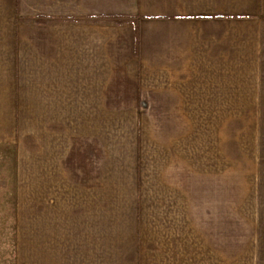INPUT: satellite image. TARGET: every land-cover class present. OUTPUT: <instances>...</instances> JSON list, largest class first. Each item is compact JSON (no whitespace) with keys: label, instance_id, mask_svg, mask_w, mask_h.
<instances>
[{"label":"crops","instance_id":"0c3cea01","mask_svg":"<svg viewBox=\"0 0 264 264\" xmlns=\"http://www.w3.org/2000/svg\"><path fill=\"white\" fill-rule=\"evenodd\" d=\"M116 15L131 19L120 24L109 18ZM8 43L3 53L21 63L24 78L46 73V97L34 88L29 104L15 103L18 131L19 110L26 118L31 108L42 117L55 110L49 117L59 120L62 108L74 115L62 124L40 120L62 130L54 175L78 173L86 166L78 158L98 153L100 108H150L170 114L173 125L185 124L182 110H191L193 123V110L264 109V0H0V44ZM68 139L78 143L68 148ZM133 178L137 190L138 171ZM78 179L73 211L17 220V237L24 235L14 264H195L177 210L146 206L179 198L101 196L93 178L87 191ZM56 199L71 204L46 198Z\"/></svg>","mask_w":264,"mask_h":264},{"label":"rangeland","instance_id":"374dc122","mask_svg":"<svg viewBox=\"0 0 264 264\" xmlns=\"http://www.w3.org/2000/svg\"><path fill=\"white\" fill-rule=\"evenodd\" d=\"M9 44H0V264H14V247L24 235L17 237V220L49 209L73 211L69 199L76 195L75 175L86 191L93 178L101 196H138L148 203L150 198H179L146 206L177 210L179 235L188 239L189 248L194 244L195 264H264V109L193 110V123L191 110H182L189 112L185 124L173 125L170 114L158 111L157 116L150 108H100L99 135L92 141L98 153L78 158L86 163L78 173L54 175L50 168L59 163L54 138L62 130L40 120L62 124L74 115L62 108L59 120L49 117L55 110L42 117L41 110L31 108L33 115L26 118V110H19L25 119L18 131L15 103L29 104L34 88L46 97V73L24 78L21 63L3 53L12 49ZM161 114L162 123L152 125ZM140 120H148L147 125ZM77 143L68 139V148ZM52 197L71 204L46 200Z\"/></svg>","mask_w":264,"mask_h":264},{"label":"trees","instance_id":"16d2710c","mask_svg":"<svg viewBox=\"0 0 264 264\" xmlns=\"http://www.w3.org/2000/svg\"><path fill=\"white\" fill-rule=\"evenodd\" d=\"M110 19H113L114 21H116L117 23H120V24H123V23H126L128 21H130L131 17H128V16H119V15H116V16H110L109 17ZM37 22L38 23H46V18L45 17H39L37 19ZM135 39H136V45L138 46L139 44V26H138V23L136 22V28H135Z\"/></svg>","mask_w":264,"mask_h":264}]
</instances>
